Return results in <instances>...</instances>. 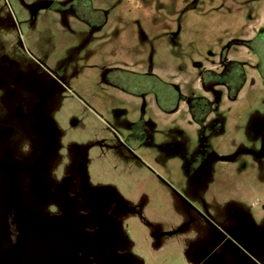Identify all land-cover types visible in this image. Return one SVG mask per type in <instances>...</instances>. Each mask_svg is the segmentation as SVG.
Instances as JSON below:
<instances>
[{
  "label": "rangeland",
  "instance_id": "374dc122",
  "mask_svg": "<svg viewBox=\"0 0 264 264\" xmlns=\"http://www.w3.org/2000/svg\"><path fill=\"white\" fill-rule=\"evenodd\" d=\"M73 1L0 0V146L31 167L18 176L26 206L44 213L36 226L67 217L85 246L66 247L53 230L50 250L32 237L37 259L200 264L192 254L203 244L211 264H248L246 252L264 264V0H85L107 15L95 33L70 14ZM221 53L234 61L214 80L239 94L211 104L194 62L221 70ZM178 81L196 88L194 119L156 107L176 105ZM4 160L0 180L12 168Z\"/></svg>",
  "mask_w": 264,
  "mask_h": 264
},
{
  "label": "flooded vegetation",
  "instance_id": "af4514ba",
  "mask_svg": "<svg viewBox=\"0 0 264 264\" xmlns=\"http://www.w3.org/2000/svg\"><path fill=\"white\" fill-rule=\"evenodd\" d=\"M69 1L71 3V0ZM81 1H84V0H74L73 1V4L75 3V6L72 10H70L71 11L70 14H72V16L73 15L76 16L78 19L85 22L87 25L91 26L90 28L92 29V32L95 33V31L99 30L100 26L103 27L106 24V22L101 23L103 21L101 13L99 15L95 14L97 16H94L93 12L95 10L97 11V9L94 7L93 4H88L87 1H84L85 5L78 8V6L81 5ZM85 7L88 8L89 10L88 13L83 11ZM77 13H79V15H77ZM69 15L67 16V18H69ZM84 16L85 18H83ZM253 42L254 40H252V43ZM238 45L240 46V44ZM226 54H228V52ZM226 54L221 53L219 60H218L222 64L221 70H215V69L213 70L211 68H206L205 66L206 62L204 61L194 62L195 71H197L200 76V81L202 84L201 89L203 90L205 94H207L206 96L209 97L210 99L214 98V96L211 93V91L206 88V85H207L206 83L207 82L210 83L211 80H214V76L216 73L220 75L227 73L226 72L227 64L229 62L234 61V59L227 58L225 56ZM152 70L153 69L150 68L145 73H149L157 78L160 77L157 73H155ZM232 72L234 73L233 75L236 79L237 68L236 69L233 68ZM187 85H189V83ZM173 86H174V89L177 88V90L179 91L178 92L179 99L176 105H174L170 109H166V108H163V105H159V102L157 100L158 105L156 107L157 108L160 107L164 111H168V112H178L179 110H181V107H183L184 109H188L190 111L189 113L190 117L194 119L195 117L194 111L196 110L192 109L193 90L196 88L192 89L191 85L190 87L187 86V89H188L187 92L189 91L190 92L186 94V92L182 90L183 87L181 86L180 81L174 82ZM215 88L219 90L222 89L219 92L222 93V97H223L226 95L227 96L230 95L232 86H230V83L221 82L220 84L216 82ZM149 95H150L149 92L141 93V97H144L143 104L145 106H146L145 101L148 102ZM182 101L184 102V104L181 103ZM143 112H145V109L143 110ZM7 127L8 126H2V124H0V135H3V132L7 131ZM14 147H15L14 145H11V143L6 142V141L2 142L0 146V156L2 153H4L3 151L4 148H6L7 150L4 153L2 160H0V170H3L2 163L5 161L4 159H6L9 163L12 160V163H11L12 168L8 167L7 168L8 173H4V177L5 175L6 177L3 178V180H0V202L2 206V209H1L2 212H1V217H0L1 218L0 220V223H1V226H0V264H51V262L50 261L48 262L47 260L44 261L43 263L39 261L37 257L35 256V252L33 248L30 246V243L33 242L32 237L36 238L38 236L41 240H44V242L47 244L46 245L44 243L46 249L50 250L51 249L50 245L52 243L51 242V231L53 232V230L59 231V233L61 231V233L63 234L62 236L60 233L61 240L70 239L69 245L66 247H70L73 250H77L78 247L85 248L84 243H83L84 242L83 237L78 235V231L75 232L74 234H69L68 232L69 228H66L67 225L69 224L62 223V221H64L67 217H63V220H60L59 217L51 218V223L46 224V226H44L43 228L44 230L36 226L37 220H42L45 218V217H42L44 213L37 214L29 207L30 205L26 206L25 204V199H23L22 197L23 194L22 192H20V190L26 187L28 183L26 185L23 184L21 174H20V180H19L18 174L19 172L24 173L26 170H29V168L31 167L25 166L22 162L21 164L19 163L16 164L15 160L11 159L12 156L15 155L16 153V151L13 149ZM27 154L25 156L22 155V157H27ZM32 166H33V171L32 170L28 171V177L29 179L31 177V185L34 184L36 188L38 186H41L42 182L38 174L39 166L37 168H35V165H32ZM32 194L33 193L30 192L28 196H31ZM97 202L101 207L98 206ZM103 202L105 203V199L102 200L98 196L94 198V203L99 207L101 211H105L107 207L111 208V204L103 205ZM109 223L111 226H113L112 221H109ZM62 228H66V229L62 230ZM99 232H100L99 230L95 232L96 236L98 235ZM102 234H104L103 237H104L105 246L107 249L115 250L118 246H120V242H116V243L113 242L118 232L116 233V232H113V230L108 229V230H105ZM157 235H159L158 237H160L161 232ZM250 240H251V236L248 237L247 243H249ZM241 246L245 247L243 244H241ZM55 247L56 245H54L53 247L54 250L57 249V247L56 248ZM245 254L248 257L247 259L249 260L248 264H259L258 258H255L254 256L249 255L248 252H246ZM192 255L196 260L199 261L200 264H211L212 263L211 258L214 254L212 253V250L210 248L208 247L203 248V244H198V248L193 252Z\"/></svg>",
  "mask_w": 264,
  "mask_h": 264
},
{
  "label": "trees",
  "instance_id": "16d2710c",
  "mask_svg": "<svg viewBox=\"0 0 264 264\" xmlns=\"http://www.w3.org/2000/svg\"><path fill=\"white\" fill-rule=\"evenodd\" d=\"M84 1H85V0H84ZM80 14H82V13H80ZM77 15H79V13H77ZM83 15H84V14H83ZM101 16H102V20H103L101 23L106 22V20H107V15H106L104 12L101 11ZM83 18H85V16H84ZM100 28H101V26H100ZM231 43H234V44H240V45H245V46L251 48L250 45H251V43H252V39L238 38V39H233V40L231 41ZM206 84H207V85H206V88H207L208 90H210L211 93L213 94V96L215 97V98H212V99H210V100L208 99V101H209L211 104H213V101L217 100L218 96H219V95H222V94H221V92H219V91H220L219 89H216V88H215V84H216V82H215L214 80H211L210 83L207 82ZM238 94H239V91H238V92H235V93H231L229 96H230L232 99H235V98L237 97ZM210 106H211V108H212L213 105H210ZM195 116H196V114H195Z\"/></svg>",
  "mask_w": 264,
  "mask_h": 264
}]
</instances>
